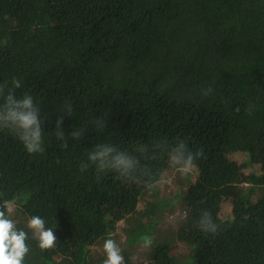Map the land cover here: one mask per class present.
<instances>
[{
	"label": "trees",
	"instance_id": "trees-1",
	"mask_svg": "<svg viewBox=\"0 0 264 264\" xmlns=\"http://www.w3.org/2000/svg\"><path fill=\"white\" fill-rule=\"evenodd\" d=\"M13 77L16 95L41 108L44 152L29 155L0 131V199L16 200L18 227L39 215L57 237L42 250L29 233L24 264H101L103 241L121 222L125 264H264V0H0V84ZM65 102V131L83 135L61 148L53 133ZM161 138L205 155L170 199L150 193L146 217L137 206L149 192L94 166L80 170L98 143L130 149ZM255 161L259 173H246ZM175 201L187 219L175 236L158 234L159 212ZM202 209L218 234L195 227ZM142 235L154 243L133 261ZM175 237L188 250L180 258Z\"/></svg>",
	"mask_w": 264,
	"mask_h": 264
},
{
	"label": "clouds",
	"instance_id": "clouds-1",
	"mask_svg": "<svg viewBox=\"0 0 264 264\" xmlns=\"http://www.w3.org/2000/svg\"><path fill=\"white\" fill-rule=\"evenodd\" d=\"M20 79L13 77L9 82L0 84V131L7 130L18 139L29 155L44 152V121L41 108L36 104L32 95L24 93L16 95L20 89ZM213 92L211 87L203 90L208 96ZM253 106H249L251 112ZM73 111L72 104L65 102L62 115L55 120L54 136L61 142V148H67L69 139L79 140L83 135L82 129L66 132L63 124L66 116ZM239 112V108L236 109ZM97 129L104 127L102 118L92 121ZM205 155L203 148L191 149L184 139L177 138L174 142L161 138L151 144L135 143L131 148H121L109 142L96 144L87 153V162L82 163L83 172L89 167L95 168L97 175L108 172L116 174V179L125 184L136 185L145 192L154 193L169 188L174 182V175L188 177L197 170V161ZM164 160L166 167L154 169L153 163ZM171 173V174H170ZM17 210L15 199H0V264H24L30 252L28 244L29 233L37 247L47 250L55 247L57 237L51 227L46 226L44 218L39 215L26 217L24 227H18L14 218ZM188 213L182 212L167 217L168 223L174 224L177 218L187 219ZM195 227L205 233L216 235L220 225L214 219L211 211L202 209L194 221ZM141 247L148 250L154 239L150 235L140 237ZM104 258L101 264H125L121 245L114 238L103 241L101 249Z\"/></svg>",
	"mask_w": 264,
	"mask_h": 264
},
{
	"label": "rangeland",
	"instance_id": "rangeland-1",
	"mask_svg": "<svg viewBox=\"0 0 264 264\" xmlns=\"http://www.w3.org/2000/svg\"><path fill=\"white\" fill-rule=\"evenodd\" d=\"M257 156V155H256ZM226 160H235L238 161L239 163H246L251 161V158L247 155V154H240V153H234V154H226L225 156ZM259 158H261V156H259ZM256 162V161H255ZM250 163V162H249ZM250 165V164H249ZM258 168L259 165L257 164V162L253 165H250V167L245 171L246 173L249 172H258ZM171 174V173H170ZM174 175V182L173 184L163 190V191H157V200L159 201L160 199H165L166 201L168 199H170L171 196L175 195V192L179 191V186H177V180H179L180 176ZM148 196L145 197V199H142L140 201V203L137 206V211L139 212V216L141 217H146V205L151 203L152 197L150 196V193L147 194ZM230 204H226L224 205V207H222L220 213H221V217L225 218L228 213L230 214ZM183 211V204L179 203V201H175L172 202V205L168 208L163 210L162 212L160 211L158 216H159V220H158V224H157V233L158 234H163V233H169L171 232V234H173V236H175V231L177 229V225H179L180 222V218H177V221L172 224V223H168L167 221V217H169L172 214H178V213H182ZM124 223L121 222L117 225V229L116 231H114V233L111 235L114 239L117 240V242L121 245L123 252H125L127 250V247L124 246V242H125V236L122 232ZM175 227V228H172ZM156 233V234H157ZM110 236V237H111ZM176 238V237H175ZM174 241L170 244V249H171V254H174L177 258H180L183 255L187 254V248L185 245V242L183 241V239H173ZM146 250H144L141 246H139L138 248L135 249V252L130 253V255L132 256V260L134 261L135 259H139L141 257H143L145 255ZM138 264V263H136Z\"/></svg>",
	"mask_w": 264,
	"mask_h": 264
}]
</instances>
